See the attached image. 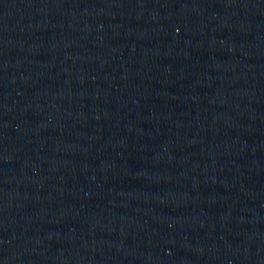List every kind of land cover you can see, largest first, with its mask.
<instances>
[{
	"label": "water",
	"instance_id": "obj_1",
	"mask_svg": "<svg viewBox=\"0 0 264 264\" xmlns=\"http://www.w3.org/2000/svg\"><path fill=\"white\" fill-rule=\"evenodd\" d=\"M0 264H264V0H0Z\"/></svg>",
	"mask_w": 264,
	"mask_h": 264
}]
</instances>
